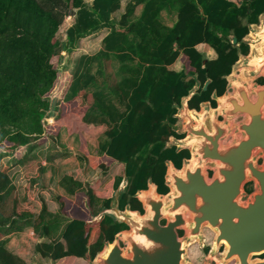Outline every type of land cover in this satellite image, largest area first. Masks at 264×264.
<instances>
[{"label":"trees","instance_id":"obj_1","mask_svg":"<svg viewBox=\"0 0 264 264\" xmlns=\"http://www.w3.org/2000/svg\"><path fill=\"white\" fill-rule=\"evenodd\" d=\"M161 1L165 0L148 3L143 22L138 25L128 24L137 3L128 5L121 19L125 31H113L105 38V52L80 59L63 98L53 107L48 98L58 79L53 59L73 49L80 39L109 25L111 15L120 8V0H93L91 8L85 0H0V264H26L6 249L4 237L17 232L19 224L30 223L36 215L33 188L36 190L35 180L40 177L41 168L35 166L30 170L29 157L13 159L16 151L43 137L55 141L63 127L70 134L79 135L80 120L88 125H105L109 143L103 155L91 161L92 168L107 174L113 166H121L123 176L130 181L125 200L131 197L137 201L134 195L146 190L149 181L158 187L159 194L165 193V163L179 160L174 149H165L175 134L171 128L176 121L174 106L180 105L194 85L192 81L183 82L185 74H173L164 67L179 56L170 46L174 42L179 45L187 74L198 75L202 86L211 81L207 91L200 87L189 102L191 109L198 110L201 104L211 102L214 93H225L226 77L239 59L238 53L248 54L249 47L241 43L249 33L243 20L247 19L249 25L258 24L259 15L264 13V0H240V6L228 0H169L172 6H178L179 21L162 39L153 23L161 10ZM69 17H74L75 22L66 32L64 45L57 35ZM140 25L145 27L139 30ZM130 33L140 35V46L128 42ZM150 35L154 38L150 39ZM231 35L235 44L228 40ZM177 37L179 40L175 41ZM156 39L161 43L155 48ZM199 44L209 45L217 60L203 65L201 55L195 52ZM236 44H240L238 48ZM113 52L118 53L116 57L121 63L133 62L130 54L137 55L144 73L138 69L135 79L114 86L108 95L99 91L89 93L87 89L94 82L90 75L93 64L101 58L109 61ZM73 101H79L81 106L71 107L67 113L65 108ZM51 118L53 123H48ZM6 159L9 161L4 164ZM62 185L85 192L93 207L95 193L88 185L68 177ZM37 214V235L49 238L58 223L52 220L43 201ZM89 222L88 217L75 214L62 233L63 243H43L36 247V252L53 262L75 257L80 264H87L105 243L113 242L121 229L107 216Z\"/></svg>","mask_w":264,"mask_h":264},{"label":"water","instance_id":"obj_2","mask_svg":"<svg viewBox=\"0 0 264 264\" xmlns=\"http://www.w3.org/2000/svg\"><path fill=\"white\" fill-rule=\"evenodd\" d=\"M260 16L259 24L248 26L249 37L241 42L249 47L248 54L234 65L251 80L258 79L264 70V13ZM262 44L260 53L251 51V47ZM199 86L197 82L177 107L175 119L182 125L171 126L179 136H188L183 142L172 141L171 147L178 152L190 150L197 163H186L183 173L167 163V184L173 191L170 202L149 181L146 191L134 195L145 209L143 215L130 206L121 211L118 197L113 199L100 217L107 216L129 230L118 233L111 244L105 243L90 264H181L186 248L177 240L176 228L184 225L182 216L177 215L180 209L194 214L191 231L198 232L204 225L216 231L217 249L222 243L225 246L220 264L233 260L236 264H264V259L250 261L252 256L264 255V86L249 87L241 78L229 77L227 91L222 96L214 93L211 98L220 110L213 111L206 103L195 112L189 102L198 94ZM238 118L244 119L234 124ZM233 134L240 139L227 143ZM206 165L214 172L210 180ZM248 183L255 188L241 202ZM167 217L168 224L161 225Z\"/></svg>","mask_w":264,"mask_h":264},{"label":"crops","instance_id":"obj_3","mask_svg":"<svg viewBox=\"0 0 264 264\" xmlns=\"http://www.w3.org/2000/svg\"><path fill=\"white\" fill-rule=\"evenodd\" d=\"M150 1L151 0H146L145 3H142L140 2V0H120V8L111 15L109 25L101 27L97 32L92 33L91 35H88L85 38H82L78 41L79 43L81 42L82 44L88 43L86 45V48H88L89 51H85L83 55L79 57V59L74 64L73 66L74 68L71 73L67 72L66 70V74H67L66 77L67 83L65 86L66 88L69 86V83L73 75L76 73L81 58L95 57L105 52V44H104L105 38H107L113 31L118 33H122L125 31V26L121 25V19L126 14L127 6L130 4L137 3L134 13L128 19V24L138 25V24H142L143 17L145 16L146 7ZM228 1L236 3L238 6L241 5L240 0H228ZM85 3L89 8H91L93 5V0H88V1L85 0ZM160 4H161V10L157 13V16L153 23H154V28L160 31L162 35V39H164L165 35L172 32L178 24L179 21L177 17L178 6L177 8H175V6H172L169 0L161 1ZM260 17L261 16L259 15V18ZM243 24L246 25L247 27L257 25V24L249 25L247 19L243 20ZM144 27L140 25L139 30L143 29ZM146 28L150 29V27H146ZM247 35L248 36L246 37H249V33ZM219 36L221 37L222 35L219 34ZM149 37L150 39L154 38V36L151 35ZM246 37L244 39H246ZM178 40L179 37H177V40L175 39V41ZM228 40H230L232 44H234L235 38L231 35L229 36ZM128 42L132 44L134 47H138L141 45L142 40L140 35L135 33H130L128 35ZM160 43L161 41L157 42L156 39L155 48ZM236 47L238 48L239 44H236ZM170 48L173 49V52L178 51L179 56L175 59V61H173L172 64L164 67H166L167 71L172 72L173 74H177V75L185 74V77L183 78V82L185 83L191 81L194 82V85L192 86L194 88L197 82L200 83L198 79V75L187 74V72L184 69V64L182 62L183 52H181L182 50H179V45L176 42H174L170 46ZM195 50H196L195 52L201 55L203 65L207 64L208 62L209 63L215 62L218 58L215 51L207 44H199L195 47ZM151 51H153V49H151ZM117 54H118L117 52L110 53L109 61L107 59L101 58L97 63L93 64L90 75L93 77L94 82L90 86V88L87 89L89 93L99 91V92H104L105 94L108 95L110 92L109 90L114 89V86L120 85L125 80L131 78L135 79L137 77L135 71H137L138 69H141L142 71L141 73H144V68L139 67L141 64H140V59L137 55L134 56L131 53L130 55L131 57L134 58V61L131 62L132 60H130L121 63L117 60L116 57ZM238 56L241 57L242 54L238 53ZM147 66L148 65L143 67H147ZM127 68L131 69L132 71H128ZM234 71L235 70L233 66L231 74L228 77H226L227 81L229 77L234 76ZM237 73L239 72L237 71ZM209 82L211 81L207 80L204 86H202V84L200 83L199 87H205V85ZM226 91L227 90H225V92ZM207 103L210 104V102ZM115 105L119 106L118 102L115 101ZM210 105L213 111L220 110V108L217 105L215 109L213 108L214 106L212 104ZM74 106L79 108V106L81 105L79 101H73L72 103H70V105L66 106L65 108L66 112L69 113L71 111V107ZM178 106L180 105L174 106V108L176 109V113ZM175 115L173 116L174 119H175ZM53 121L54 118H51L50 123H53ZM175 124L179 126L182 125L180 122L178 123L176 121ZM77 126L80 130L79 135L70 134L67 131V129L63 127L60 131L59 137L55 141L49 139L48 137H43L32 146L23 147L20 150L16 151L15 154L13 155V159L16 160H20L23 157L24 158L29 157L32 160L31 167L29 168L30 170L33 169L35 166L41 168L40 177L35 180L36 190H34L33 188L34 191L33 193L35 194V196L32 198V200L36 210V215L32 220L33 222L30 221V223L19 224L21 228L17 232L4 237V239L7 240L6 249L13 255L22 259L26 264H35V262L32 263L31 260L25 258L26 251L30 246L32 250V255L34 256V259L36 261L38 256V259L42 261H46L49 264H63V263L80 264L78 258L75 257L65 258L57 262H53L49 259H45L39 253L36 252V247L43 243H53L55 241H60L63 243V240L61 238L62 233L64 232L67 225L74 219V216L77 213H80L81 215L88 217V219H90L89 223H92V222H97L102 218L100 217L101 212L109 208L111 201L113 199H117V197L120 202L119 209L124 211V209L127 206H130L128 203V200L130 198L128 197L126 200L123 199L125 192L127 191V188L122 189L119 186L122 181L125 182L124 183L125 185H128V181H126L128 178L123 176L124 174L122 173L121 166L115 165L107 174H103L100 169H94L92 168L91 165L92 160H98L103 155L104 150L109 143L107 137L105 136L107 127L105 125H96V126L88 125L83 123L82 120H80L77 123ZM175 134L176 136H178L176 132ZM175 134L173 137L169 139L165 149H169V150L173 149L174 147H171L172 141L175 140L179 141L177 138H175L176 137ZM179 142H183V141H179ZM176 152L177 154H179L177 150ZM86 153H89V155L85 158L83 154ZM95 154H98L97 157L95 156ZM167 163L172 164V162L165 163L168 171ZM172 166L176 170L173 164ZM108 176H111L113 178L111 182L112 183L115 182L116 187H118L113 194L109 191L110 187H107V189L105 187L106 186L105 183L108 181L107 179ZM66 177L72 179L75 182L86 184L92 189V191H94L95 199L92 208L90 207L89 198L84 192L78 189L74 190V187L68 189L63 187L62 181ZM119 178L122 179L119 180ZM97 180L99 181L100 184V187L98 188L94 187V181ZM23 182L24 180L22 179L21 176V183ZM118 192L120 194L119 196H116ZM157 193H158V189H157ZM31 197L32 195L30 196V199ZM109 200H110L109 205L105 206ZM41 201L45 203L47 207V212L49 213V215H51L50 217L52 218V220H55L56 221L55 223H58L56 229L53 228L51 229L49 238L40 237L39 235H37V216L39 214V212L37 214V211H39L41 207ZM120 226H121L120 232H122V230L125 227H123L124 225L123 226L120 225ZM86 263L90 264L91 262L86 261Z\"/></svg>","mask_w":264,"mask_h":264},{"label":"flooded vegetation","instance_id":"obj_4","mask_svg":"<svg viewBox=\"0 0 264 264\" xmlns=\"http://www.w3.org/2000/svg\"><path fill=\"white\" fill-rule=\"evenodd\" d=\"M261 84L259 86L264 85V78L259 80ZM207 103V102H206ZM214 102H210L214 107L216 108V104ZM204 104V103H203ZM202 105V104H201ZM200 105V106H201ZM193 111L197 112L196 109H192ZM221 120V119H220ZM176 136V135H175ZM179 141H186L188 139L187 135H183L181 137L176 136ZM231 138L227 141L230 142ZM174 149V148H173ZM171 150V149H170ZM176 155H178L179 160H168L166 162H172L174 167L176 168L177 173H183L185 164L192 163L194 162L195 164L197 163V159L193 157L194 155L191 153L190 150H183L180 151L179 154L176 152V148L174 149ZM260 163H262L260 161ZM205 172L207 174L208 179L210 180L213 177V169L210 167V165H206L205 167ZM167 167L165 171V193L160 194L164 200H166L167 203L170 202V198L173 195L172 189L168 186V180H167ZM249 185L246 184L244 186V192L246 193L244 197H242L241 202H245L250 195L253 193V191H248L247 186ZM147 190V189H146ZM145 191V190H143ZM130 199L128 200V203L131 207V210L138 212L140 215H143L145 213V209L141 203L138 201H134L133 198L129 197ZM245 198V200H244ZM121 210V209H120ZM181 212H178V216H182V222H184V225L181 226V228H176L177 232V240L182 243V245L186 248V255L183 258V261H180L181 264H184L185 260H189L191 264H218L216 261L218 259L219 255V249L216 247V239H217V233L215 230H213L209 226H201L198 229V232L196 230H192V223L193 219L192 216L194 215L192 212L189 210H184L180 209ZM123 211V210H121ZM170 221V218H165L161 221V225L166 226L168 222ZM195 225V223H194ZM125 227V226H123ZM129 229L125 227L122 231H128ZM191 231V232H190ZM190 232V233H189ZM111 244V243H110ZM220 249L224 251L225 246L222 243ZM234 261V260H233ZM232 262V261H231Z\"/></svg>","mask_w":264,"mask_h":264},{"label":"rangeland","instance_id":"obj_5","mask_svg":"<svg viewBox=\"0 0 264 264\" xmlns=\"http://www.w3.org/2000/svg\"><path fill=\"white\" fill-rule=\"evenodd\" d=\"M88 1V0H86ZM74 23V17H69L65 20V22L63 23V25L61 26L59 32H58V39L60 40L61 43H63L64 45H66V32L67 30L73 25ZM80 42H78L75 47L73 49H71L70 51H66V52H62L60 54V56L56 57L55 59H53L52 61V64L54 65V67L57 69L58 71V79H57V82L55 84V87L53 89V91L48 95V98L50 99L53 107L55 105V103L59 100H61L64 96V89L66 88V77H67V74H66V70L67 72H72L73 71V66L74 64L76 63V61L79 59L80 56L83 55V53L85 51H89L88 48H86V45L88 43H85V44H82ZM263 47V44L262 45H259V46H256V47H251V51H258L259 53L261 52L260 50L262 49ZM234 76L235 77H238L241 78L243 80V82H246L248 84L249 87H252L253 85H257L259 86L261 84V82L259 81L260 79L264 78V70L261 74V76L256 79V80H251V79H248V78H245L244 76V73L243 71L237 73L236 69L234 68ZM243 73V74H242ZM264 86V85H263ZM53 112H56V110H53ZM244 118H238L236 119L233 123L236 124V123H240L243 121ZM48 120H51V119H48ZM49 123V122H48ZM231 141L233 140H238L240 139V136L239 135H232L231 137ZM89 155V153H86V154H83V156L86 158L87 156ZM98 154H95V156L97 157ZM9 160H4V164L8 163ZM195 163L193 162L192 165H194ZM262 163L259 162V165H261ZM118 171V170H116ZM108 181L105 183V187L107 189V187H110L109 188V191L113 194L118 187H116V184L115 182L112 183L111 180L113 179L111 176H108L107 177ZM116 180V179H115ZM126 181H128V185H125L124 181L121 182V184L119 185L122 189H126L128 188V186L130 185V181L129 179H127ZM112 184V186H111ZM94 187L98 188L100 187V184H99V181H94ZM248 188V191H253L255 186L253 183H249V185L247 186ZM114 190V191H113ZM85 193V192H84ZM86 194V193H85ZM245 200V198H244ZM222 253H223V250L222 249H219V255H218V259H217V263L220 264L221 260H220V257L222 256ZM26 259H29L33 262H35V264H49L48 262L46 261H42L40 259H38V256H37V261L34 259V256L32 255V250H31V246L28 248V250L26 251V256H25ZM264 259V255H261V256H252L251 257V262H254V261H258V260H263ZM189 261V260H187ZM198 264H201V263H198ZM228 264H236L235 261H232Z\"/></svg>","mask_w":264,"mask_h":264},{"label":"built area","instance_id":"obj_6","mask_svg":"<svg viewBox=\"0 0 264 264\" xmlns=\"http://www.w3.org/2000/svg\"><path fill=\"white\" fill-rule=\"evenodd\" d=\"M48 122L50 123V120H48Z\"/></svg>","mask_w":264,"mask_h":264},{"label":"bare ground","instance_id":"obj_7","mask_svg":"<svg viewBox=\"0 0 264 264\" xmlns=\"http://www.w3.org/2000/svg\"><path fill=\"white\" fill-rule=\"evenodd\" d=\"M194 165H195V164H194ZM194 165H193V166H194Z\"/></svg>","mask_w":264,"mask_h":264}]
</instances>
